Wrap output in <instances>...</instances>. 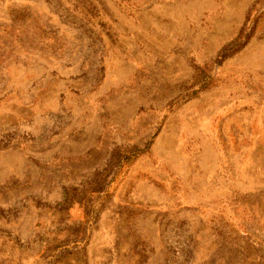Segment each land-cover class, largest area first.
Masks as SVG:
<instances>
[{"label": "rangeland", "instance_id": "obj_1", "mask_svg": "<svg viewBox=\"0 0 264 264\" xmlns=\"http://www.w3.org/2000/svg\"><path fill=\"white\" fill-rule=\"evenodd\" d=\"M0 264H264V0H0Z\"/></svg>", "mask_w": 264, "mask_h": 264}]
</instances>
